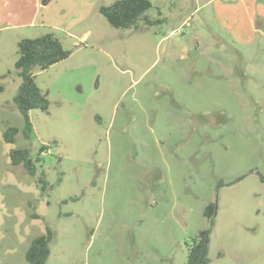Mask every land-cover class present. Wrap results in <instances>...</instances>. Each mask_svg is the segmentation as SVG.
Segmentation results:
<instances>
[{
  "label": "rangeland",
  "instance_id": "rangeland-1",
  "mask_svg": "<svg viewBox=\"0 0 264 264\" xmlns=\"http://www.w3.org/2000/svg\"><path fill=\"white\" fill-rule=\"evenodd\" d=\"M113 1L40 0L36 17L35 0H0V27L23 22L0 31V264H27L46 227V264H186L209 229L208 264H264V44L241 57L211 0H149L157 22L125 30L98 13ZM46 32L70 55L33 70L47 110L7 144L23 126L16 44ZM15 148L39 157L35 177Z\"/></svg>",
  "mask_w": 264,
  "mask_h": 264
},
{
  "label": "trees",
  "instance_id": "trees-1",
  "mask_svg": "<svg viewBox=\"0 0 264 264\" xmlns=\"http://www.w3.org/2000/svg\"><path fill=\"white\" fill-rule=\"evenodd\" d=\"M152 8L149 0H115L107 6H100L98 13L114 29H137L139 23L152 26L157 21H151L145 13ZM70 55L61 42L51 32H46L36 38H24L17 43V59L13 69L20 78V85L13 97V105L23 119L21 129L8 127L2 133V139L7 144H14L20 136L29 140L33 134V127L29 118V111H46L48 101L44 94L34 82L33 70L40 71L65 60ZM48 146L39 148V156L46 151ZM10 165L21 166L31 176H36V163L39 157L33 160L28 149L15 148L9 151ZM37 185L40 183L44 189L47 184L44 174L41 172L37 177ZM203 215L209 220L211 226L214 224V208L212 205L205 207ZM210 229L199 232L191 239L187 247L186 264H208L207 251L209 245ZM52 241V233L46 227L45 234L35 237L29 244L24 254L27 264H46L49 257V244Z\"/></svg>",
  "mask_w": 264,
  "mask_h": 264
},
{
  "label": "crops",
  "instance_id": "crops-1",
  "mask_svg": "<svg viewBox=\"0 0 264 264\" xmlns=\"http://www.w3.org/2000/svg\"><path fill=\"white\" fill-rule=\"evenodd\" d=\"M50 0H42L44 7ZM29 0H21L20 8L27 7ZM212 12L215 21L221 25L242 51V57L245 51H249V46L256 42L257 46L261 47L264 44V0H211ZM37 15L40 7V0H35ZM46 21L50 20V15L46 14ZM27 19L24 20V23ZM10 22V23H9ZM35 12L30 23L31 26H36ZM23 26V22L19 23L18 19H12L0 27L3 30H18ZM24 39V38H23ZM18 43V42H17ZM17 46V44H16ZM262 51L261 48H259ZM254 55L255 52L251 51ZM14 65V64H13Z\"/></svg>",
  "mask_w": 264,
  "mask_h": 264
},
{
  "label": "built area",
  "instance_id": "built-area-1",
  "mask_svg": "<svg viewBox=\"0 0 264 264\" xmlns=\"http://www.w3.org/2000/svg\"><path fill=\"white\" fill-rule=\"evenodd\" d=\"M188 26H189L188 21H186V22H184V23L181 25L180 28H178V29L175 31V33H172V34H176V35H178V34H180V32H181V28L188 27Z\"/></svg>",
  "mask_w": 264,
  "mask_h": 264
}]
</instances>
